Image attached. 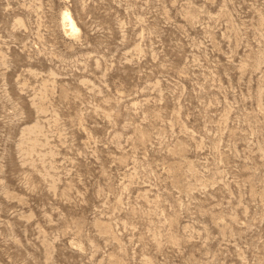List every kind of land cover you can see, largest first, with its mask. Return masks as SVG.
<instances>
[{
    "label": "rangeland",
    "instance_id": "obj_1",
    "mask_svg": "<svg viewBox=\"0 0 264 264\" xmlns=\"http://www.w3.org/2000/svg\"><path fill=\"white\" fill-rule=\"evenodd\" d=\"M0 264H264V0H0Z\"/></svg>",
    "mask_w": 264,
    "mask_h": 264
},
{
    "label": "bare ground",
    "instance_id": "obj_2",
    "mask_svg": "<svg viewBox=\"0 0 264 264\" xmlns=\"http://www.w3.org/2000/svg\"><path fill=\"white\" fill-rule=\"evenodd\" d=\"M63 23H64V26H68L69 31L71 33H74L75 31H77L73 20L71 19L70 15L67 12L63 14Z\"/></svg>",
    "mask_w": 264,
    "mask_h": 264
}]
</instances>
